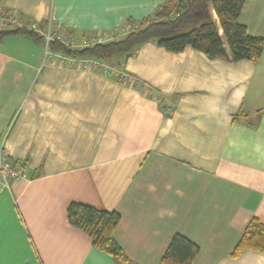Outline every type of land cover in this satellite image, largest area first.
<instances>
[{
	"label": "crops",
	"instance_id": "0c3cea01",
	"mask_svg": "<svg viewBox=\"0 0 264 264\" xmlns=\"http://www.w3.org/2000/svg\"><path fill=\"white\" fill-rule=\"evenodd\" d=\"M178 1L0 0V13L81 39ZM238 23L264 39V0H245ZM222 44L212 60L150 42L87 72L0 38V143L24 168L0 194V264H119L68 223L72 203L119 214L130 264H159L174 235L198 247L192 264H264L230 256L252 219L264 225V49L233 61Z\"/></svg>",
	"mask_w": 264,
	"mask_h": 264
},
{
	"label": "trees",
	"instance_id": "16d2710c",
	"mask_svg": "<svg viewBox=\"0 0 264 264\" xmlns=\"http://www.w3.org/2000/svg\"><path fill=\"white\" fill-rule=\"evenodd\" d=\"M245 0H179L174 5L160 8L152 18L137 24L142 28L130 32L125 38L104 44H96L82 50H74L51 43L49 50L74 58L109 62L129 56L146 43H155L169 53H180L191 48L209 59H224L222 39L226 42L233 61L257 63L264 49V39L250 37L246 28L238 23ZM222 31L218 34L214 17ZM136 24V23H135ZM5 36H28L37 42L42 39L26 30L0 33ZM68 223L85 233L95 250L109 255L119 264H130L114 238L120 221L116 212L98 211L72 203L67 208ZM245 251L264 254V225L252 219L236 244L231 257H239ZM198 247L181 235H174L159 264H192Z\"/></svg>",
	"mask_w": 264,
	"mask_h": 264
},
{
	"label": "built area",
	"instance_id": "2783aa9c",
	"mask_svg": "<svg viewBox=\"0 0 264 264\" xmlns=\"http://www.w3.org/2000/svg\"><path fill=\"white\" fill-rule=\"evenodd\" d=\"M13 28L14 30H26L36 34L42 39V44L45 50L46 58H50L52 65L64 68H79L83 71L92 72L104 67L100 62L92 59H71L58 54L57 52H52L49 50V45L51 43H57L69 49H80L86 48L90 45L99 44L101 37H97V40L92 39H76L71 35L66 33L55 31L52 29L51 25L48 24L45 27H40L37 24H30L23 26L19 21H17L14 15L1 14L0 13V31ZM127 28H122L109 33L104 36V38L109 39L117 35L123 34ZM22 178H24V168L23 164L15 161L3 151L2 143H0V194L9 191L13 183H17Z\"/></svg>",
	"mask_w": 264,
	"mask_h": 264
},
{
	"label": "rangeland",
	"instance_id": "374dc122",
	"mask_svg": "<svg viewBox=\"0 0 264 264\" xmlns=\"http://www.w3.org/2000/svg\"><path fill=\"white\" fill-rule=\"evenodd\" d=\"M214 21H216L215 19H214ZM142 26H143V24H131L126 30H125V32L123 33V34H120V35H117V36H115V37H113V38H109V39H106V38H104V36L105 35H102V36H93V37H88V39H92V40H97L98 38L97 37H101V41L99 42V44H104V43H108V42H111V41H117V40H121V39H123V38H125L130 32H134V31H137V30H139L140 28H142ZM82 39V38H81ZM85 39V38H84ZM87 39V38H86ZM88 47H92V45H90V46H88ZM82 49H84V48H80V49H74V50H82ZM58 53V52H57ZM58 54H60V55H62V56H65V57H68V58H71V59H78V60H83V59H85V58H74V57H69V56H66V55H63V54H61V53H58ZM47 59V58H46ZM50 61H52L50 58H48L47 59V65L49 66V65H52L51 63H50ZM97 61V60H96ZM99 62V61H98ZM101 63V62H100ZM102 65H103V63H101ZM57 65V64H56ZM56 65H54V66H56ZM73 68H76V67H73Z\"/></svg>",
	"mask_w": 264,
	"mask_h": 264
}]
</instances>
